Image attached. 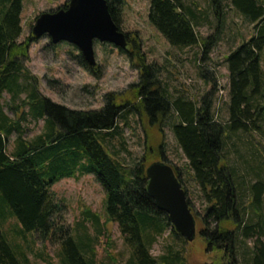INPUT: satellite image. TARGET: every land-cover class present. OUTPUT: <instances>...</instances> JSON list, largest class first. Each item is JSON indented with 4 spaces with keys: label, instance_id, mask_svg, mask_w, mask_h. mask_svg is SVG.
<instances>
[{
    "label": "trees",
    "instance_id": "1",
    "mask_svg": "<svg viewBox=\"0 0 264 264\" xmlns=\"http://www.w3.org/2000/svg\"><path fill=\"white\" fill-rule=\"evenodd\" d=\"M107 1L122 30L124 0ZM231 1L253 24V35L226 57L229 119L221 123L215 119L212 92L199 102L168 95L159 81V68L146 63L140 44L128 32L132 49L120 50L138 61L142 73L139 84L126 92L107 93L108 101L100 109H76L52 101L40 92L37 76L25 66L37 38L30 35L19 40L23 0H0V100L5 92L14 102L26 94L21 105L12 106L19 113L17 118L10 117L0 105V264L28 262L25 246L10 239L4 229L9 216H15L24 230L35 233L33 243L39 238L57 244L61 264H104L95 258L96 236L85 226L89 221L100 231L101 217L88 208L77 226L69 225L64 216L66 206L52 191L64 178L79 179L87 174L95 175L103 186L107 221L118 224L131 249L124 264H188L184 246L171 244L163 254L153 255L154 244L169 228L184 244L189 242L175 230L169 215L157 209L147 190L144 159L128 167L112 150L114 139L122 134L119 119L128 123L131 113L137 114L145 129L154 118L160 122L173 119L171 129L206 202L203 215L194 211L189 197L188 202L197 229L198 221L202 222L198 234L207 243V250L212 246L220 254L215 264H264V179L258 172V180L252 181V168L230 159L225 149L227 138L239 131L261 129L264 120V0ZM211 2L221 20L222 0ZM148 17L172 44L189 47L202 41L197 30L199 13L186 0H149ZM213 37L216 35L203 39L204 45ZM80 58V63L96 74V69ZM29 118L44 120L42 131L31 139L25 137L22 124ZM12 135L15 139L9 150ZM150 149H154L153 144L148 152ZM164 161L174 167L187 192L182 170ZM239 234L245 238L257 235L252 251L243 252L242 263L236 249ZM27 247L32 250V243L27 241ZM46 260L52 264L50 257Z\"/></svg>",
    "mask_w": 264,
    "mask_h": 264
},
{
    "label": "rangeland",
    "instance_id": "2",
    "mask_svg": "<svg viewBox=\"0 0 264 264\" xmlns=\"http://www.w3.org/2000/svg\"><path fill=\"white\" fill-rule=\"evenodd\" d=\"M69 1L23 0L22 34L19 40H25L32 35V27L40 13L58 9ZM186 2L196 8L200 17L197 30L202 41L194 46L172 44L151 24L148 17L149 0H124L121 27L137 39L140 51L145 54L146 63H155L159 68V81L167 88L168 95H183L199 102L206 93L212 92L215 119L225 123L229 119V70L226 57L236 46L253 35V24L234 7L231 0H222L221 20L211 0ZM214 35L216 38L213 37L204 45L203 39ZM94 49L98 63L94 67L96 74L80 63V57L83 55L79 47L68 42L54 44L49 35H44L31 44L25 66L37 76L40 92L52 101L70 108L100 109L108 101L107 93L129 91L133 85L141 82L142 73L138 61L114 45L96 40ZM130 49L132 44L129 43ZM262 66L264 69V52ZM25 95L23 94L21 99ZM21 99L14 102L5 92L0 105L5 107L10 117L17 118L19 113L16 114L12 106L21 105ZM26 109L23 108L24 111ZM154 119L152 123L146 124L145 129L135 113L129 115L128 123L120 118L122 134L114 139L112 150L116 151L119 159L128 167L143 159L148 167L151 163L165 158L181 169L191 205L195 212L203 215L206 202L188 159L171 129L173 119L165 118L161 122L160 119ZM22 124L26 129L25 137L31 139L42 131L44 120L36 122L29 118ZM14 139L15 135H12L9 150L13 147ZM226 140L228 157L252 168V181L258 180V172L264 179V120L261 129L248 133L239 131ZM150 144L154 145V149L148 152ZM52 191L57 200L65 204L64 216L69 225L77 226L88 208L101 217L100 231L96 230L91 222L85 223L89 233L93 237L96 236L95 258L98 263L124 264L127 261L131 249L125 243L118 224L107 221L105 191L95 175L87 174L79 179L64 178L53 185ZM198 222L199 230L202 222ZM228 227L233 229L234 225L230 224ZM4 229L10 239L25 246L27 264H49L47 257L51 258L52 264H61L59 246L39 238L33 243L32 236L35 233L24 230L15 216L7 218ZM256 240L257 235L249 238L238 235L236 249L241 263L244 261V253L252 251ZM262 240L264 242V235ZM27 241L32 243V250L27 247ZM171 244L177 248L185 247L188 264H215L219 261L217 257H220V254L213 251L212 246L207 250V243L199 234L193 242L184 244L172 233L171 228L158 238L152 248L153 255L163 254Z\"/></svg>",
    "mask_w": 264,
    "mask_h": 264
},
{
    "label": "water",
    "instance_id": "3",
    "mask_svg": "<svg viewBox=\"0 0 264 264\" xmlns=\"http://www.w3.org/2000/svg\"><path fill=\"white\" fill-rule=\"evenodd\" d=\"M31 33L49 35L54 44L68 42L79 47L90 68L97 66L94 43L99 40L129 50L128 34L114 21L107 0H70L67 7L40 13ZM147 190L158 210L167 213L175 230L188 242L198 234L197 222L175 169L164 160L147 167Z\"/></svg>",
    "mask_w": 264,
    "mask_h": 264
}]
</instances>
